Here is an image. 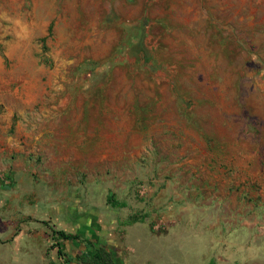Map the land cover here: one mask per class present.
Listing matches in <instances>:
<instances>
[{"label": "rangeland", "instance_id": "obj_1", "mask_svg": "<svg viewBox=\"0 0 264 264\" xmlns=\"http://www.w3.org/2000/svg\"><path fill=\"white\" fill-rule=\"evenodd\" d=\"M86 245L264 264V0H0V264Z\"/></svg>", "mask_w": 264, "mask_h": 264}, {"label": "trees", "instance_id": "obj_2", "mask_svg": "<svg viewBox=\"0 0 264 264\" xmlns=\"http://www.w3.org/2000/svg\"><path fill=\"white\" fill-rule=\"evenodd\" d=\"M136 222V219L132 220V223ZM63 241L70 242L72 236L66 235L63 232L57 233ZM60 245V242L58 243ZM84 250L81 251L78 255L77 264H116V259L113 252L110 250V247L102 245L96 249H90L87 245L84 246ZM60 251H58L59 253ZM65 256V255H64ZM63 264H71L69 259L63 261Z\"/></svg>", "mask_w": 264, "mask_h": 264}, {"label": "flooded vegetation", "instance_id": "obj_3", "mask_svg": "<svg viewBox=\"0 0 264 264\" xmlns=\"http://www.w3.org/2000/svg\"><path fill=\"white\" fill-rule=\"evenodd\" d=\"M110 250L112 251V248H110Z\"/></svg>", "mask_w": 264, "mask_h": 264}]
</instances>
